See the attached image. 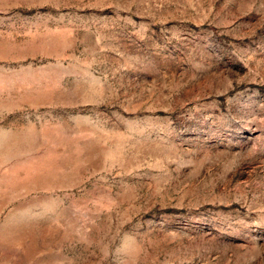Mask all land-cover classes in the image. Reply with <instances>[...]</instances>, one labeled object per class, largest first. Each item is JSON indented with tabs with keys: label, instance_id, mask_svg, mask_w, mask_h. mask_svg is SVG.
Masks as SVG:
<instances>
[{
	"label": "rangeland",
	"instance_id": "1",
	"mask_svg": "<svg viewBox=\"0 0 264 264\" xmlns=\"http://www.w3.org/2000/svg\"><path fill=\"white\" fill-rule=\"evenodd\" d=\"M0 264H264V0H0Z\"/></svg>",
	"mask_w": 264,
	"mask_h": 264
}]
</instances>
